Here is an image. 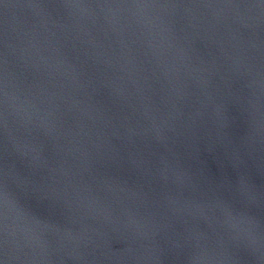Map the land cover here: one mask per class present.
<instances>
[{
	"label": "water",
	"instance_id": "obj_1",
	"mask_svg": "<svg viewBox=\"0 0 264 264\" xmlns=\"http://www.w3.org/2000/svg\"><path fill=\"white\" fill-rule=\"evenodd\" d=\"M0 264H264V0H0Z\"/></svg>",
	"mask_w": 264,
	"mask_h": 264
}]
</instances>
